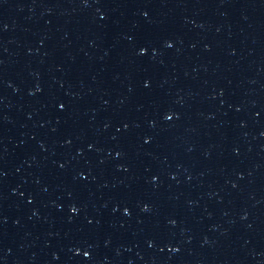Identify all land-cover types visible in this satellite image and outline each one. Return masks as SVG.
Masks as SVG:
<instances>
[{
    "label": "water",
    "instance_id": "1",
    "mask_svg": "<svg viewBox=\"0 0 264 264\" xmlns=\"http://www.w3.org/2000/svg\"><path fill=\"white\" fill-rule=\"evenodd\" d=\"M0 264H264V0H0Z\"/></svg>",
    "mask_w": 264,
    "mask_h": 264
}]
</instances>
